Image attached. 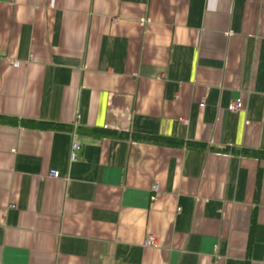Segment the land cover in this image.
Returning <instances> with one entry per match:
<instances>
[{"label": "crops", "instance_id": "0c3cea01", "mask_svg": "<svg viewBox=\"0 0 264 264\" xmlns=\"http://www.w3.org/2000/svg\"><path fill=\"white\" fill-rule=\"evenodd\" d=\"M225 148L264 151V0H0V264H264Z\"/></svg>", "mask_w": 264, "mask_h": 264}, {"label": "trees", "instance_id": "16d2710c", "mask_svg": "<svg viewBox=\"0 0 264 264\" xmlns=\"http://www.w3.org/2000/svg\"><path fill=\"white\" fill-rule=\"evenodd\" d=\"M26 124L32 126V127H39V128H50V129H55V130H73V126L67 125V124H60V123H53V122H45V121H36V120H26ZM90 134L95 135L96 137H126L128 136V133L125 132H119L116 130H111L108 128H101V129H92L90 130ZM134 138L140 139V140H148V141H153V142H160L166 145H176V146H182L185 145L187 147L191 148H197V149H204L206 148L205 144L202 143H197L194 141H181V140H176L174 138H166V137H146V136H135ZM214 149V148H212ZM224 150V152H229L232 151L233 153H238L241 152L245 155L248 156H260L262 155V152L264 151H250L247 149L244 150H235V149H220Z\"/></svg>", "mask_w": 264, "mask_h": 264}, {"label": "built area", "instance_id": "2783aa9c", "mask_svg": "<svg viewBox=\"0 0 264 264\" xmlns=\"http://www.w3.org/2000/svg\"><path fill=\"white\" fill-rule=\"evenodd\" d=\"M19 64L20 63L18 61H15V60L12 61V65L14 67H18ZM242 106H243V104H242L241 99H237L236 101L232 102L229 105V109L231 111H238V110L242 109ZM81 149H82V146H81L80 143H78V142H74L73 143L72 149H71V160L72 161H76L78 159V156H79V153H80ZM51 174L53 176H55V177H59V175H60L59 171H56V170L51 171ZM154 190L155 191L158 190V186L157 185L154 187ZM146 244L151 245V246H156L157 245L156 239L154 237H149L147 242H146Z\"/></svg>", "mask_w": 264, "mask_h": 264}]
</instances>
